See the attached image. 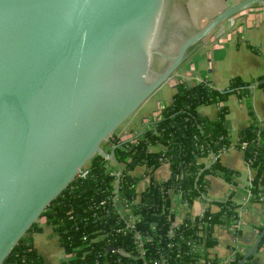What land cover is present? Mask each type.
Returning <instances> with one entry per match:
<instances>
[{"label":"water","instance_id":"water-1","mask_svg":"<svg viewBox=\"0 0 264 264\" xmlns=\"http://www.w3.org/2000/svg\"><path fill=\"white\" fill-rule=\"evenodd\" d=\"M255 4L198 27L174 0H0V264L79 168L114 159L104 140L188 54Z\"/></svg>","mask_w":264,"mask_h":264},{"label":"trees","instance_id":"trees-1","mask_svg":"<svg viewBox=\"0 0 264 264\" xmlns=\"http://www.w3.org/2000/svg\"><path fill=\"white\" fill-rule=\"evenodd\" d=\"M237 84L241 83L232 80L228 87ZM229 92L202 80L178 83L160 117L148 122L134 140L120 142L114 133L109 136L117 144L113 155L121 166L118 197L114 199L116 176L112 168L106 165L104 156L95 154L87 162L86 176H76L41 213L58 234L64 250L71 253L67 264H236L243 257L244 251L237 247L226 258L211 253L217 242V225L230 228L245 203L236 201L235 190L224 200L206 198L207 174H219L235 185L238 172L224 167L218 156L206 160L210 152L218 154L232 143L224 106L214 119L197 110L199 104L220 101ZM236 144L252 169L248 201L264 203V124L256 119L242 127ZM163 161L169 164V175L157 179L153 171ZM136 169L149 178L144 186L139 185ZM197 199L204 206L194 212ZM126 202L129 212L139 219L124 230L122 207ZM176 202L184 207L180 218L172 209ZM212 204L218 208L213 209ZM35 227L36 223L32 224L2 264L41 261L29 237ZM136 232L142 236L141 255ZM234 232L238 234L239 229ZM263 244L264 235L258 247ZM252 258L248 256L241 264H255Z\"/></svg>","mask_w":264,"mask_h":264},{"label":"crops","instance_id":"crops-1","mask_svg":"<svg viewBox=\"0 0 264 264\" xmlns=\"http://www.w3.org/2000/svg\"><path fill=\"white\" fill-rule=\"evenodd\" d=\"M188 1L186 0L185 3ZM190 1L197 2V0ZM237 1L239 0L224 2L227 5ZM188 4L192 6L190 2ZM203 16L198 15V17ZM201 80L216 89L227 87L232 80L241 83L236 85L239 89L227 93L220 101L199 104L197 110L214 119L218 116L219 108L224 106L225 125L231 134L232 143L219 159L224 167L238 172L234 176L235 187L243 190L250 173L247 172L242 150L236 144L237 134L242 127L249 125L253 120L258 119L264 124V6L261 4L241 10L218 25L160 86L165 85L164 91L153 99L152 108L142 116L140 123L137 126L133 124L134 117L130 116L129 120L120 124L115 130V137H119L120 142L133 140L144 130L148 122L160 117L161 109L171 101L178 83L194 84ZM107 139L106 145L109 148L106 150L109 151L115 142L109 137ZM135 171L140 178L139 185L147 184L149 178L142 176L138 169ZM168 175V162H161L153 171V176L157 179H164ZM207 178L209 184L206 198L213 201L225 199L232 186L227 179L216 173L207 174ZM202 206H204L203 201L197 199L193 211H197ZM211 207L218 208L215 204ZM172 209L176 217L182 216L184 211L182 204L176 202ZM263 224L264 203L260 200L247 201L239 212V233L236 234L233 229L221 224L217 225L215 231L217 242L212 246L211 253L226 258L232 254L234 247L246 251L255 241ZM29 237L41 255L42 259L38 264H67L68 253L60 244L58 234L45 216H40L36 227L29 232ZM252 256L255 264H264V244Z\"/></svg>","mask_w":264,"mask_h":264},{"label":"built area","instance_id":"built-area-1","mask_svg":"<svg viewBox=\"0 0 264 264\" xmlns=\"http://www.w3.org/2000/svg\"><path fill=\"white\" fill-rule=\"evenodd\" d=\"M226 90H230V92L232 91H236L237 89H239V86H233L232 88H229L228 86L225 87ZM135 139V138H134ZM133 139V140H134ZM225 151V149H221L219 150L218 154L216 153H213V152H210L207 156H206V160L208 162L214 160L217 156L220 157V155ZM114 157V155H113ZM107 162H106V165L109 167V168H112V172L115 174L116 176V188H115V195H114V199H116L118 197V182H119V175L121 173V166L116 162L115 158L112 159V158H107ZM244 159V158H243ZM245 161V160H244ZM163 162H166V161H163ZM114 165L117 166V169L114 168ZM246 165H247V172L250 173V176L247 177L246 181H245V189L243 190H239V188L235 187V185H232L231 186V190H235V198H236V201L237 202H241V203H246L248 201V197L250 195V191L248 189V187L250 186V180H251V177H252V174H251V171L252 169L250 168V166L248 165V163L246 162ZM88 172V166H87V163L84 164L81 168H79L78 172H77V176H80V177H84L86 176ZM229 191V192H230ZM227 197V196H226ZM224 200V199H223ZM123 215L126 217V223L123 227L124 230L126 229H129L133 226V223L135 222V220L139 219L138 215H135V214H132L129 212V202H126L124 205H123ZM222 226H225V225H222ZM231 229L235 230V228H239V218L237 221H235L232 226L230 227ZM135 238L137 239L138 241V244H137V249H138V255L140 254H143V247H142V236L139 234V233H135ZM240 250V249H239ZM122 253L124 254H130L129 252H126V251H123V250H120ZM245 252V251H244ZM68 253V252H67ZM71 255V253H68V258L69 256ZM67 258V259H68Z\"/></svg>","mask_w":264,"mask_h":264},{"label":"rangeland","instance_id":"rangeland-1","mask_svg":"<svg viewBox=\"0 0 264 264\" xmlns=\"http://www.w3.org/2000/svg\"><path fill=\"white\" fill-rule=\"evenodd\" d=\"M176 0V5H181L184 3L186 0ZM203 1V2H202ZM197 0V2L194 1H188L190 2V4L192 5V14L190 12H186L184 16L190 18L193 21L194 26H201L203 25L210 17H212L219 9L223 8L226 4V2L228 3V1L224 2L225 0ZM205 3V4H204ZM204 4V6H203ZM200 10V13H199ZM195 15V16H194ZM198 15H204L203 17H198ZM165 85H163L162 87H160L155 93H153L148 99L145 100L144 104L142 106H140L139 108H137L135 110V112L131 115L134 117L132 123L135 124L136 126L140 123V120L142 118L143 115L147 114L149 109L152 108V104L154 103L153 99L158 96L161 92L164 91ZM163 88V89H161ZM166 92V91H165ZM128 119H126L124 122H126ZM108 139L104 140V142L102 143V146L105 149H108L109 147L106 145ZM122 167L125 168V163H121ZM114 168L117 169V166L114 165Z\"/></svg>","mask_w":264,"mask_h":264},{"label":"flooded vegetation","instance_id":"flooded-vegetation-1","mask_svg":"<svg viewBox=\"0 0 264 264\" xmlns=\"http://www.w3.org/2000/svg\"><path fill=\"white\" fill-rule=\"evenodd\" d=\"M176 1L174 0V3H175ZM183 2V1H182ZM175 5H176V3H175ZM176 6H179V5H176ZM171 7V6H170ZM172 8V7H171ZM179 8L181 9V12L183 11V13L185 14V11L186 12H190L191 14H192V12H191V10H192V6H190L189 4H188V2H186V3H184V6H183V4H181L180 6H179ZM195 16V15H194ZM192 17H193V14H192Z\"/></svg>","mask_w":264,"mask_h":264}]
</instances>
